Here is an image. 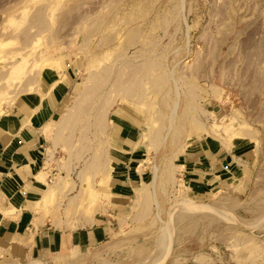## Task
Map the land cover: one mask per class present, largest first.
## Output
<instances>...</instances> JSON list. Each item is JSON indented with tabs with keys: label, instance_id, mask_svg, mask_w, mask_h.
<instances>
[{
	"label": "rangeland",
	"instance_id": "1",
	"mask_svg": "<svg viewBox=\"0 0 264 264\" xmlns=\"http://www.w3.org/2000/svg\"><path fill=\"white\" fill-rule=\"evenodd\" d=\"M65 70L82 172L112 115L141 125L136 198L97 244L0 264H264V0H0V105Z\"/></svg>",
	"mask_w": 264,
	"mask_h": 264
},
{
	"label": "crops",
	"instance_id": "2",
	"mask_svg": "<svg viewBox=\"0 0 264 264\" xmlns=\"http://www.w3.org/2000/svg\"><path fill=\"white\" fill-rule=\"evenodd\" d=\"M50 78L32 94L0 105V257L8 261L65 254L113 234L142 177L141 125L124 112L112 115L101 138L105 159L89 169L86 161L81 171L80 148L65 133L74 75L65 70ZM210 152L185 160L197 193L220 179L227 160L224 152Z\"/></svg>",
	"mask_w": 264,
	"mask_h": 264
}]
</instances>
